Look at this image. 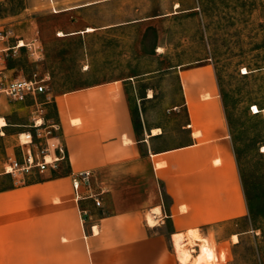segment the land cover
Wrapping results in <instances>:
<instances>
[{
	"label": "crops",
	"instance_id": "1",
	"mask_svg": "<svg viewBox=\"0 0 264 264\" xmlns=\"http://www.w3.org/2000/svg\"><path fill=\"white\" fill-rule=\"evenodd\" d=\"M49 1L55 13L76 16L123 0ZM95 31L73 26L58 34ZM178 74L186 121L176 145L166 144L160 127L137 124L123 83L54 98L48 118L61 125L68 162L60 175L35 173L0 190V264H178L175 236L191 232L197 239L193 230L247 218L216 70L203 63ZM7 127L0 125L1 135ZM82 172H92L102 190L101 208L76 199L72 175Z\"/></svg>",
	"mask_w": 264,
	"mask_h": 264
},
{
	"label": "rangeland",
	"instance_id": "2",
	"mask_svg": "<svg viewBox=\"0 0 264 264\" xmlns=\"http://www.w3.org/2000/svg\"><path fill=\"white\" fill-rule=\"evenodd\" d=\"M55 7L49 0H0V87L37 75L47 88L27 102L0 99V125H8L0 133V171L13 150L20 156V135L34 131L38 103L48 118L57 95L112 81L124 84L137 124L160 127L167 145L179 144L186 121L179 70L210 63L248 216L193 230L198 242L188 232L182 249L191 256L188 264H264V0H123L76 16L55 13ZM73 26L96 31L58 34ZM15 184L18 177L0 176V190ZM153 216L147 217L151 225ZM174 253L181 264V251L175 247Z\"/></svg>",
	"mask_w": 264,
	"mask_h": 264
},
{
	"label": "built area",
	"instance_id": "3",
	"mask_svg": "<svg viewBox=\"0 0 264 264\" xmlns=\"http://www.w3.org/2000/svg\"><path fill=\"white\" fill-rule=\"evenodd\" d=\"M44 78L37 75L30 80H15L0 87V99L7 98L14 102H27L29 97L37 98L46 93ZM253 114H256L253 110ZM43 104H37L33 112L34 131L20 135V158H8L0 171V176L18 177V183L24 184L33 174H43L47 171L57 172L63 163L68 162L66 145L62 139L60 123L47 118ZM73 188L78 200H92L96 207H102V190L94 188L93 173L82 172L72 175ZM83 217L85 212L81 211Z\"/></svg>",
	"mask_w": 264,
	"mask_h": 264
},
{
	"label": "bare ground",
	"instance_id": "4",
	"mask_svg": "<svg viewBox=\"0 0 264 264\" xmlns=\"http://www.w3.org/2000/svg\"><path fill=\"white\" fill-rule=\"evenodd\" d=\"M90 31H93V29H89L88 30V32H90ZM59 35L60 36H63V34H59ZM22 45H23V43H21L20 46H22ZM254 111H255L256 114L260 112V110H259V108L257 106L254 107ZM1 126L2 127H5V126H7V123L3 121V123L1 124ZM151 222H153L152 219H151ZM184 241L185 240L182 237H179V236H175L174 237L175 247L181 251V256H180L181 264H188L190 262V260H191V256H190V254L186 250L182 249V247H183L182 244L184 243ZM195 242H198V240L196 238H195Z\"/></svg>",
	"mask_w": 264,
	"mask_h": 264
},
{
	"label": "trees",
	"instance_id": "5",
	"mask_svg": "<svg viewBox=\"0 0 264 264\" xmlns=\"http://www.w3.org/2000/svg\"><path fill=\"white\" fill-rule=\"evenodd\" d=\"M238 161V160H237Z\"/></svg>",
	"mask_w": 264,
	"mask_h": 264
}]
</instances>
